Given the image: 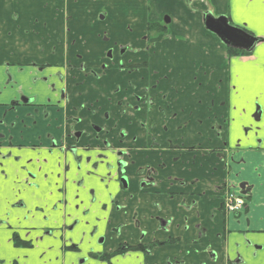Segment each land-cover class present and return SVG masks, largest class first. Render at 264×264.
Returning <instances> with one entry per match:
<instances>
[{
  "label": "flooded vegetation",
  "instance_id": "1",
  "mask_svg": "<svg viewBox=\"0 0 264 264\" xmlns=\"http://www.w3.org/2000/svg\"><path fill=\"white\" fill-rule=\"evenodd\" d=\"M91 6L87 9L77 0L70 4H44L43 11L47 10L48 16L53 9L58 12L49 21L34 20L36 28L30 31L34 44L30 50L38 49L44 59L47 50H51L54 55L58 53L51 57L59 59L7 64L13 73L7 71L4 86L0 85V97L6 90L10 93L9 103L2 101L0 108L7 105L12 115L17 113L9 128L19 131V140L27 138L33 142L19 144L15 135H10L6 155L5 141L0 142V160H11L16 177L26 175L24 196L37 205L47 201L45 209L36 207L30 211L51 213L56 205L48 197L55 198L68 187H56L53 192L52 182L64 184L65 178L71 179L70 203L82 198L80 206L90 217L80 220L84 212L73 214V220L79 223L71 230L82 243L74 240L71 245H61L67 260L68 253L73 254L74 264H88L80 256L86 250L98 264H105V259L108 264H261L264 243L252 242L248 237L252 231L239 228L240 215L247 204L239 214L225 209L228 193L247 198L251 188L232 183L230 178L218 179L212 198L207 200L208 158L215 160V171L221 166L231 176L233 151L228 145L207 148V136L202 132L197 133L196 144L190 140L192 86L182 74L184 69L178 67L176 55L171 53L174 42L186 48L188 40L172 35V18L168 15L144 20L128 14L114 21L104 1ZM97 6L100 11L95 15L91 11ZM132 9L133 6L127 7L128 12ZM36 15L31 12L27 17ZM116 21L122 29L112 30ZM17 29L21 31V21ZM225 48L229 57L235 55H229L228 49L247 53ZM247 54L244 56L251 53ZM201 87L204 86L198 89ZM214 87L221 92L224 87L227 95L228 86ZM214 100L209 107L213 114L216 108L226 106L224 101ZM197 105L206 110L201 100ZM23 109L27 112L22 117L19 112ZM8 110L0 118L1 126L7 124ZM225 123L229 125L230 121ZM222 127L213 124L217 137L222 135ZM28 176L35 177L32 192ZM207 201L217 202L210 215H204L202 210ZM24 205L31 207L28 200ZM9 207L24 209L19 199ZM193 212L196 222L191 224ZM219 215L222 219L217 222ZM230 217L234 225L229 223ZM232 225L237 228H230ZM81 228L92 231L81 232ZM44 232L46 239L61 242L66 235L63 227ZM49 232L53 235H47ZM254 232L264 236V230ZM190 234L195 236L189 238ZM17 235L12 237L16 247L30 244L17 240Z\"/></svg>",
  "mask_w": 264,
  "mask_h": 264
},
{
  "label": "crops",
  "instance_id": "2",
  "mask_svg": "<svg viewBox=\"0 0 264 264\" xmlns=\"http://www.w3.org/2000/svg\"><path fill=\"white\" fill-rule=\"evenodd\" d=\"M55 1H60L62 4H70V2L76 0H0V85L2 87L6 80V72L9 71L13 73V68H7V64H15L18 62L26 63L32 60L36 62H56L57 59H59L51 57L56 54L58 55L57 52L55 55L52 54L51 50H47L45 53L47 59H44V53H40L38 49L36 52H31L30 50L31 44H34V39L32 38L33 34L30 32L32 28H36L33 25L34 20L39 19L40 23L44 22V20L49 21L54 13L58 11L53 9L51 16H48L47 10L43 11V5L48 2L54 3ZM100 1L101 0H77V2L86 5L87 9L92 7L91 5L93 3ZM102 1L108 4L105 8L107 11H110L109 17L114 21L118 18L126 17L128 14H136L144 20H149L151 18L159 20L164 15H168L172 18V35L174 37L182 35L188 40V46L186 48L180 45L179 42H174V44H172L173 48L171 49V53L173 56L176 55L177 64H179L178 67L184 69L182 74L187 81L189 80L191 82L192 86V115L190 118L192 137L190 140H192V144H196L199 139L196 137L198 136L197 133L202 132L207 136L205 145L207 148L212 149L222 146L227 148L228 145L230 150L233 151L232 155L234 162L231 163V176H227V170L221 166L215 171V160L211 157L208 158L205 173L207 183L209 184L207 188V200L212 198V188L218 179L227 180V178H230L232 183L234 182L239 186L241 184H246L248 188H251V191L250 195L246 198V210L243 215H240L241 224L239 228L251 230L252 232L248 235L249 239L254 243H261V241L264 240V236L257 235L254 231L264 230V129H259L253 124L243 122L244 110L239 109L241 122L238 123V127L245 135L243 138H241L239 132L234 135L233 118L230 115L233 108L229 102L230 99L224 92V87L222 92L218 89L216 90L214 87L220 84L225 87L228 86L230 59L237 58L235 56L229 57L220 38L207 30L205 26L206 13H211L214 17L223 16L221 15V0H189L188 3L184 0H131L132 3L130 1L128 2V0H121L120 2L118 0ZM109 5L111 7H109ZM130 6H133L132 12H128L127 10V7ZM31 7H35V9L31 10ZM133 10L135 11L133 12ZM69 11L68 13H72V10ZM99 11L100 7L97 6L95 9L92 8L91 12L97 15ZM31 12L37 15L28 18L27 15ZM84 12L88 11L85 9ZM39 13H45V15L41 16ZM150 13H152L151 17L149 15ZM20 21L21 31H18L17 27ZM113 27L112 30L122 29L121 24L117 21L113 22ZM135 28L138 27L136 26ZM142 28H145V26L143 25ZM26 30L29 31L28 34L24 32ZM16 46H18L20 50H18ZM251 55L252 53L249 54V56H239V58L243 61ZM175 67L177 68V65ZM173 76L176 77L177 74ZM221 81H223V83H221ZM198 86L204 87L198 89ZM205 89L208 92H205ZM211 92L215 93V96H212ZM9 99L10 93L6 90L5 95L0 97V103L3 101L4 104H8ZM213 99H215L214 101L217 103L219 101H224L226 105L225 108L222 109L216 108L215 114L209 109ZM200 100L203 103L202 106L206 105V110L204 107L197 105ZM6 110H8L7 105H5V108H0V118L3 117V113ZM26 112L27 110L23 109L19 113L23 117ZM16 114L17 113H15L14 116L8 110L5 117L7 124L5 126L0 125V142L3 140L5 141V146H3L5 147L3 150V154L5 155L9 152L7 145L10 135H15V142L19 144L29 145L33 143L27 138L23 141L19 140V131L15 130V132H13L9 128L8 124L16 117ZM254 116L255 114H253L251 118H254ZM227 119L230 121L229 125L225 123ZM260 119H262V115ZM198 120L202 121L201 126L198 125ZM214 123H219L223 126L222 135L220 137H217L215 131L212 129ZM258 139H260L259 142H257ZM0 163H3V165H0V184H3L5 189L4 199L8 202L9 207V204L18 200V197L24 196L26 175L22 173L16 177V173L11 169L12 163L10 159L4 162L0 160ZM193 174L195 175V172ZM5 175L7 176L6 180ZM4 181H6V184L3 183ZM216 207L217 202L207 201V205L202 207L203 212H205L204 215H210L211 211L216 209ZM31 208L32 207H28L29 210ZM11 210L12 209L9 207V212H6V214L15 215L16 220L19 221L24 209H15V212H11ZM39 214L40 213L31 212V215L27 216L23 222L15 225L17 231H14L13 234L18 233V231H23L25 236H30L36 231L44 232L48 229L43 226V221L37 219ZM160 215L164 217L170 216L168 213H160ZM193 215L194 212L191 216V224L196 222V218H194ZM220 215L217 217V222H220L222 219ZM202 219L204 221V216ZM229 223L235 224L231 217ZM210 224L208 223V228ZM233 225L230 228L236 229L237 227ZM194 236V234H190L189 238ZM36 240L42 242L41 238L38 236ZM46 240H52V238ZM23 241L30 243V239H24ZM231 243H233V241H231ZM37 246V244H32L33 248ZM11 247L17 248V250L22 248L16 247L13 240H11ZM50 248L53 251L61 252V256L59 257L60 264L75 263L73 257H69L68 260L65 258L64 251L61 247L56 248L55 245H50ZM0 264H4V262H0ZM11 264H19V262L12 261ZM45 264H48V262L45 261Z\"/></svg>",
  "mask_w": 264,
  "mask_h": 264
},
{
  "label": "snow or ice",
  "instance_id": "3",
  "mask_svg": "<svg viewBox=\"0 0 264 264\" xmlns=\"http://www.w3.org/2000/svg\"><path fill=\"white\" fill-rule=\"evenodd\" d=\"M221 4V15L227 16L228 23L234 26L217 29L221 32L224 41L230 43L242 40L246 45H251L248 49L252 53L250 57L243 61L239 57L231 58L229 63L227 96L233 108L230 114L233 118V134L235 135L239 132L241 138H243L245 133L238 127V123L241 122L239 109L244 110L243 122L253 124L259 129H264V121L260 119V116L264 115V0H221ZM237 28L240 31H236L235 29ZM253 114H255V118H251ZM78 155L91 156L92 153H79ZM34 179V176L27 177V183L32 185L30 192L35 190ZM52 183L54 186L50 191L53 192H55L56 187L64 188L65 185L68 187L64 192L56 195L55 198L52 196L48 197V200L51 201V204H55L56 208L52 209L51 213L46 210L41 211L37 219L43 221V226L49 229L63 227L66 232L64 240L62 242L55 239L46 240V234L42 231H36L30 236H25L23 231H18L17 240L30 239V244L19 248V250L11 247V240L13 232L17 231L15 225L23 222L27 216L31 215V211L27 205H24V201L28 200L32 209L36 207L45 209L47 201L37 205L32 203L29 196L18 197L20 206L24 208V212L20 216V220L17 221L15 215L6 214V212H9V207L8 202L4 199L5 189L0 184V262H4V264H11L12 261H18L19 264H45V261H47L48 264H60L59 257L61 256V252L51 250L50 245L60 248L61 243L71 245L74 240L76 244L82 243L80 239L75 238L71 230L76 228L79 223V220H73V214L78 215L84 212V215L80 216L79 219L90 218L89 213L80 206L82 198L76 199L75 204L70 203L72 198L70 178H65L64 184H60L56 180ZM39 195L40 192L36 191V196ZM92 196L94 198L95 193ZM11 212H15V209H12ZM96 215H101V213L97 212ZM91 218L94 219L95 217ZM80 231H92V229L81 228ZM47 235H53V233L49 232ZM37 236L41 238L42 242L36 240ZM261 243H264V241H261ZM32 244H37L38 246L33 248ZM99 251L102 252L103 249H99ZM68 255L70 258L73 257L71 252ZM80 256H83L88 261V264H98L96 259L88 257L87 250L80 253ZM105 264H108L106 259ZM261 264H264V259L261 260Z\"/></svg>",
  "mask_w": 264,
  "mask_h": 264
},
{
  "label": "water",
  "instance_id": "4",
  "mask_svg": "<svg viewBox=\"0 0 264 264\" xmlns=\"http://www.w3.org/2000/svg\"><path fill=\"white\" fill-rule=\"evenodd\" d=\"M205 26H206L207 30L216 34L225 46L231 47L234 49H238V50H243V51H246L247 53H251L248 50L251 45H246L242 40H236V41H232L230 43L227 41H224V38L221 35V32L218 31L217 29L223 28V27H234L230 23H228L227 17H224V16L214 17L211 13H206ZM235 30L240 31L238 28ZM260 118H261V116H260ZM242 194H244V192Z\"/></svg>",
  "mask_w": 264,
  "mask_h": 264
},
{
  "label": "built area",
  "instance_id": "5",
  "mask_svg": "<svg viewBox=\"0 0 264 264\" xmlns=\"http://www.w3.org/2000/svg\"><path fill=\"white\" fill-rule=\"evenodd\" d=\"M245 207V199L235 193H230L225 198V209L231 214H237L241 212Z\"/></svg>",
  "mask_w": 264,
  "mask_h": 264
},
{
  "label": "trees",
  "instance_id": "6",
  "mask_svg": "<svg viewBox=\"0 0 264 264\" xmlns=\"http://www.w3.org/2000/svg\"><path fill=\"white\" fill-rule=\"evenodd\" d=\"M229 51V55H231V56H244V55H248L247 53H245V52H239V51H235V50H233V49H228Z\"/></svg>",
  "mask_w": 264,
  "mask_h": 264
},
{
  "label": "rangeland",
  "instance_id": "7",
  "mask_svg": "<svg viewBox=\"0 0 264 264\" xmlns=\"http://www.w3.org/2000/svg\"><path fill=\"white\" fill-rule=\"evenodd\" d=\"M118 1L120 2L121 0H118ZM129 1L132 3L131 0H129ZM129 1H128V2H129ZM261 120L264 121V115H262V119H261ZM259 140H260V139H258L257 142H259ZM247 202H248V201H247Z\"/></svg>",
  "mask_w": 264,
  "mask_h": 264
}]
</instances>
